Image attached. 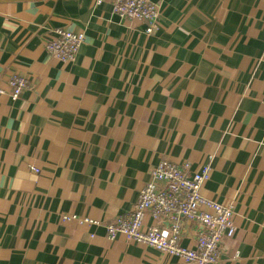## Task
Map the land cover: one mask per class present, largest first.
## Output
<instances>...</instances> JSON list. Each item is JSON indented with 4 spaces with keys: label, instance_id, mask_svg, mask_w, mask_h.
<instances>
[{
    "label": "crops",
    "instance_id": "1",
    "mask_svg": "<svg viewBox=\"0 0 264 264\" xmlns=\"http://www.w3.org/2000/svg\"><path fill=\"white\" fill-rule=\"evenodd\" d=\"M152 1L147 35L108 1L0 0V264H183L106 237L162 160L209 165L201 195L232 208L217 264H264V0ZM55 29L84 34L72 63Z\"/></svg>",
    "mask_w": 264,
    "mask_h": 264
},
{
    "label": "built area",
    "instance_id": "2",
    "mask_svg": "<svg viewBox=\"0 0 264 264\" xmlns=\"http://www.w3.org/2000/svg\"><path fill=\"white\" fill-rule=\"evenodd\" d=\"M106 1L110 2L113 13L119 18L143 22L145 34L150 35L157 29L160 11L152 0H95V5ZM84 40L83 33L55 29L44 49L57 61L68 64L75 60ZM7 85L9 96L17 99L29 83L22 76L10 75ZM4 93L0 88V94ZM150 174L151 180L139 192L132 210L105 226L106 237L114 240L122 236L127 241L175 257L183 264H217L222 241L232 239L235 228L232 208L211 201L200 193L209 178V165L191 170L189 162L176 164L162 160ZM146 215L154 221L165 219L169 228L160 229L155 224L144 227ZM73 219V216L62 217V221ZM183 220L200 228L193 249L180 245ZM83 222L97 224L89 219H83Z\"/></svg>",
    "mask_w": 264,
    "mask_h": 264
}]
</instances>
